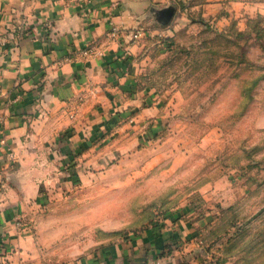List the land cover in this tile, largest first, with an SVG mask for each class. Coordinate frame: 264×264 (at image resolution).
<instances>
[{
  "label": "rangeland",
  "instance_id": "obj_1",
  "mask_svg": "<svg viewBox=\"0 0 264 264\" xmlns=\"http://www.w3.org/2000/svg\"><path fill=\"white\" fill-rule=\"evenodd\" d=\"M189 29L139 42L143 100L105 111L134 109L99 124L94 166L29 170L53 195L20 221L28 264H96L134 241L142 264H264V18Z\"/></svg>",
  "mask_w": 264,
  "mask_h": 264
},
{
  "label": "crops",
  "instance_id": "obj_2",
  "mask_svg": "<svg viewBox=\"0 0 264 264\" xmlns=\"http://www.w3.org/2000/svg\"><path fill=\"white\" fill-rule=\"evenodd\" d=\"M258 17L264 0H0V264H28L33 240L18 222L53 195L48 177L29 170L94 166L99 124L134 109L105 111L143 100L128 66L141 40L195 25L245 32ZM142 244L113 246L96 264H142Z\"/></svg>",
  "mask_w": 264,
  "mask_h": 264
},
{
  "label": "built area",
  "instance_id": "obj_3",
  "mask_svg": "<svg viewBox=\"0 0 264 264\" xmlns=\"http://www.w3.org/2000/svg\"><path fill=\"white\" fill-rule=\"evenodd\" d=\"M17 29L20 32H19L18 36H16V39H18L21 36V31L23 30V27L22 26H18ZM117 30H118L117 28H114V31H117ZM130 35H131V38L136 41V40H139L142 37L143 33H142L141 29H138L136 31H133ZM18 225L21 226V222L20 221L18 222Z\"/></svg>",
  "mask_w": 264,
  "mask_h": 264
},
{
  "label": "water",
  "instance_id": "obj_4",
  "mask_svg": "<svg viewBox=\"0 0 264 264\" xmlns=\"http://www.w3.org/2000/svg\"><path fill=\"white\" fill-rule=\"evenodd\" d=\"M174 9L173 8H166L164 10H162L161 12V19L164 21V22H170L173 15H174Z\"/></svg>",
  "mask_w": 264,
  "mask_h": 264
},
{
  "label": "trees",
  "instance_id": "obj_5",
  "mask_svg": "<svg viewBox=\"0 0 264 264\" xmlns=\"http://www.w3.org/2000/svg\"><path fill=\"white\" fill-rule=\"evenodd\" d=\"M240 33L242 32V31H239Z\"/></svg>",
  "mask_w": 264,
  "mask_h": 264
}]
</instances>
